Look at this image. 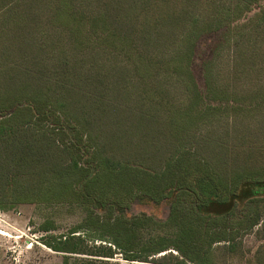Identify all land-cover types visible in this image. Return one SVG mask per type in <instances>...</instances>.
Wrapping results in <instances>:
<instances>
[{"label": "trees", "instance_id": "trees-1", "mask_svg": "<svg viewBox=\"0 0 264 264\" xmlns=\"http://www.w3.org/2000/svg\"><path fill=\"white\" fill-rule=\"evenodd\" d=\"M172 2L0 0V208L76 204L77 228L111 244L72 231L56 251L233 264L247 235L264 241V0ZM233 22L204 62L205 94L196 39ZM137 130L147 146L130 145ZM136 202H167V216H129ZM151 225L173 233L146 238ZM248 264H264V243Z\"/></svg>", "mask_w": 264, "mask_h": 264}, {"label": "rangeland", "instance_id": "rangeland-1", "mask_svg": "<svg viewBox=\"0 0 264 264\" xmlns=\"http://www.w3.org/2000/svg\"><path fill=\"white\" fill-rule=\"evenodd\" d=\"M177 0H173V7ZM178 3V2H177ZM264 4V2H263ZM167 6L154 7L151 15H157L160 12L169 10ZM202 10L210 12L207 0H203ZM243 23L233 22L221 30L205 31L197 39L192 61V71L195 79L206 94V81L204 76V62L212 55L213 48L228 33L229 30L236 28V25ZM233 34V33H232ZM140 133L137 130L130 135V145H139ZM147 146L142 141L139 148ZM167 202H136L128 212V215L147 213L158 219H165L167 216ZM86 217V211L76 204L61 203L55 205L23 203L9 210L0 208V264H63L65 256L70 255V260L75 259H101L109 264H153L139 261H128L124 259L121 251L116 250L113 257H102L97 255L86 254H67L56 251L49 243L55 242L56 239H64L72 231L80 236L83 242L95 250L99 245H111L108 238H102L96 231L87 228H77L82 224ZM48 227V230H46ZM173 230L167 225L147 226L143 231L146 238H156L158 236H168ZM264 243L253 233L244 238V246L250 250L247 258L236 260L233 264H248L253 257L257 248ZM113 249H115L113 245ZM170 251V250H169ZM168 251V252H169ZM164 252L154 255V259L160 258ZM151 257V261L152 258ZM100 261V260H98Z\"/></svg>", "mask_w": 264, "mask_h": 264}]
</instances>
